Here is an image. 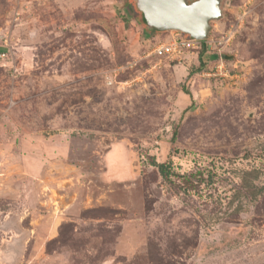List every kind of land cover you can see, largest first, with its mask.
Returning <instances> with one entry per match:
<instances>
[{"label": "rangeland", "instance_id": "rangeland-1", "mask_svg": "<svg viewBox=\"0 0 264 264\" xmlns=\"http://www.w3.org/2000/svg\"><path fill=\"white\" fill-rule=\"evenodd\" d=\"M221 11L172 60L135 0H0V264H264V0Z\"/></svg>", "mask_w": 264, "mask_h": 264}, {"label": "water", "instance_id": "water-1", "mask_svg": "<svg viewBox=\"0 0 264 264\" xmlns=\"http://www.w3.org/2000/svg\"><path fill=\"white\" fill-rule=\"evenodd\" d=\"M146 25L157 32H179L206 41L211 22L222 18V0H135Z\"/></svg>", "mask_w": 264, "mask_h": 264}, {"label": "built area", "instance_id": "built-area-1", "mask_svg": "<svg viewBox=\"0 0 264 264\" xmlns=\"http://www.w3.org/2000/svg\"><path fill=\"white\" fill-rule=\"evenodd\" d=\"M229 41L230 38H224V42L228 43ZM205 42L206 41H198L182 33L176 32L172 41L156 46L153 50V54L158 57H169L172 58V60H181L186 53L200 49ZM3 57H5V55H3ZM226 65V62L220 57L214 64L213 76L222 78L228 77L229 71L226 68Z\"/></svg>", "mask_w": 264, "mask_h": 264}, {"label": "trees", "instance_id": "trees-1", "mask_svg": "<svg viewBox=\"0 0 264 264\" xmlns=\"http://www.w3.org/2000/svg\"><path fill=\"white\" fill-rule=\"evenodd\" d=\"M142 16V15H141ZM144 23H145V21H144ZM145 25H146V23H145ZM150 29V33H155V32H157V31H154L153 29H151V28H149ZM205 49H203L202 51H201V53H200V55H201V57H202V54L204 55V53H205ZM157 169H158V171H159V173L161 174V176L163 177V178H166L167 176H168V171H167V164H165V163H154L153 164Z\"/></svg>", "mask_w": 264, "mask_h": 264}]
</instances>
